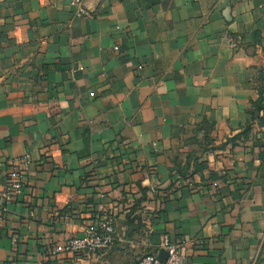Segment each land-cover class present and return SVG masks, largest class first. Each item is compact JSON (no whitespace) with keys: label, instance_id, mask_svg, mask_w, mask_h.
I'll return each instance as SVG.
<instances>
[{"label":"crops","instance_id":"crops-1","mask_svg":"<svg viewBox=\"0 0 264 264\" xmlns=\"http://www.w3.org/2000/svg\"><path fill=\"white\" fill-rule=\"evenodd\" d=\"M71 1L0 0V264H264V0Z\"/></svg>","mask_w":264,"mask_h":264},{"label":"built area","instance_id":"built-area-1","mask_svg":"<svg viewBox=\"0 0 264 264\" xmlns=\"http://www.w3.org/2000/svg\"><path fill=\"white\" fill-rule=\"evenodd\" d=\"M85 1H71V5L77 8L78 16H88V13L83 8ZM19 163L23 168H27L30 162L28 157H24ZM26 184L27 180L24 175L21 172H17L0 193V223L4 221V205L13 202L15 197L23 191ZM114 235L115 228L113 221L111 218H105L97 227H89L80 236L68 240L64 245L53 248L50 251V255H93L101 251H107L113 244ZM160 246L168 254L166 261H162L157 255H146L136 264H193L189 258L181 253V247L173 243L168 236L165 235L162 237Z\"/></svg>","mask_w":264,"mask_h":264},{"label":"trees","instance_id":"trees-1","mask_svg":"<svg viewBox=\"0 0 264 264\" xmlns=\"http://www.w3.org/2000/svg\"><path fill=\"white\" fill-rule=\"evenodd\" d=\"M261 112H264V104L262 103V101H259L254 104L253 115H255L256 113L260 114ZM258 120L262 124V126H264V117L263 118L259 117ZM247 131H249V129H246L245 135L247 134Z\"/></svg>","mask_w":264,"mask_h":264},{"label":"water","instance_id":"water-1","mask_svg":"<svg viewBox=\"0 0 264 264\" xmlns=\"http://www.w3.org/2000/svg\"><path fill=\"white\" fill-rule=\"evenodd\" d=\"M257 116H258V115H257ZM167 257H168L167 252H165L164 250H162V251L160 252V254H159V259H161L162 261H166Z\"/></svg>","mask_w":264,"mask_h":264}]
</instances>
